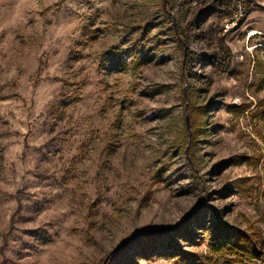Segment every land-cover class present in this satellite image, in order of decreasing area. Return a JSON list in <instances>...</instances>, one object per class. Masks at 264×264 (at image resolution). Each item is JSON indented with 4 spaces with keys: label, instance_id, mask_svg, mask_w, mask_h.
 Here are the masks:
<instances>
[{
    "label": "rangeland",
    "instance_id": "374dc122",
    "mask_svg": "<svg viewBox=\"0 0 264 264\" xmlns=\"http://www.w3.org/2000/svg\"><path fill=\"white\" fill-rule=\"evenodd\" d=\"M195 216L174 241L208 264L219 223L264 236V0H0V264H107Z\"/></svg>",
    "mask_w": 264,
    "mask_h": 264
},
{
    "label": "trees",
    "instance_id": "16d2710c",
    "mask_svg": "<svg viewBox=\"0 0 264 264\" xmlns=\"http://www.w3.org/2000/svg\"><path fill=\"white\" fill-rule=\"evenodd\" d=\"M228 5L229 3H223L219 7L218 12L226 14ZM176 34L182 38L180 42L182 50L185 53L183 41H188V36H186L184 29L179 24L177 25ZM215 40L216 48L214 47L215 49L207 55H204V57L208 58L218 71L228 73L231 70L232 52L222 37H216ZM198 57L202 56L190 51L187 52V60L189 62ZM194 130L195 128L192 127L193 133ZM194 177L197 179L195 175ZM195 219L196 216L187 218L181 225L173 226L169 229H143L136 231L128 241L125 240L122 242L110 254L107 264H115L117 261H122L121 264H132L133 259L131 258H133V254L140 253L148 257L156 249L158 241L162 238H169L171 241L168 251L166 250L165 254L170 257H180L181 264H208L209 259L204 254L179 248L174 241V236H180L181 234L185 235V238L193 240L191 224L194 223ZM210 237L213 247L220 254L219 257L226 258L224 259V264H264V236L262 233L254 232L253 234H248L246 232H240L236 228L229 229L224 223H219L213 230V233L210 234ZM134 246H137L138 249H132ZM132 250L136 253H131L130 251Z\"/></svg>",
    "mask_w": 264,
    "mask_h": 264
}]
</instances>
